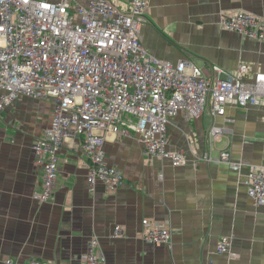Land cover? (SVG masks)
<instances>
[{
    "label": "crops",
    "instance_id": "obj_1",
    "mask_svg": "<svg viewBox=\"0 0 264 264\" xmlns=\"http://www.w3.org/2000/svg\"><path fill=\"white\" fill-rule=\"evenodd\" d=\"M112 1L127 8L131 0ZM241 10L264 18V0H150L140 40L154 56L191 61L210 78L217 76L213 65L235 74L247 64L248 79L264 72V42L220 24ZM55 104L21 94L0 112V264H84L92 237L100 240L107 264H264V206L252 201L245 182L249 167L264 166V100L246 107L229 101L216 119L210 105L200 118L171 117L168 149L187 155L176 167L148 156L136 132L108 133L106 160L125 177L112 192L102 182L90 190L83 138L68 139L59 153L55 198L40 203L34 194L42 190L44 169L33 147L51 126ZM214 122L226 131L211 143ZM223 150L242 168L219 161ZM206 153L212 160H203ZM145 218L171 227L172 243L144 241ZM116 225L123 232L114 237ZM223 236L230 238L228 253L217 250Z\"/></svg>",
    "mask_w": 264,
    "mask_h": 264
},
{
    "label": "built area",
    "instance_id": "obj_2",
    "mask_svg": "<svg viewBox=\"0 0 264 264\" xmlns=\"http://www.w3.org/2000/svg\"><path fill=\"white\" fill-rule=\"evenodd\" d=\"M149 3L131 0L122 8L112 0H89L87 6L70 0H0V112L21 94L56 101L52 124L33 147L36 163L44 169L42 190L34 194L38 202L55 198L59 153L68 139L83 138L90 190L102 182L112 192L124 185L125 177L106 160L108 133L134 131L148 156L176 167L186 163L187 155L168 149L171 117L185 113L200 118L210 105L216 119L226 114L229 101L246 107L264 100V72L246 79L247 64H240L235 74L213 65L217 76L210 78L191 61L173 64L154 56L140 40ZM220 24L264 42L262 16L241 10L224 15ZM225 131L214 122L210 142ZM203 160H212L211 154ZM219 161L235 170L242 168L231 162L227 150L220 152ZM245 182L252 201L264 206V166L249 167ZM122 232L116 225L113 236ZM141 235L150 244H171L173 230L145 218ZM229 248L230 238L223 236L218 253H228ZM82 260L107 264L97 237L90 239ZM6 263L47 264L39 259Z\"/></svg>",
    "mask_w": 264,
    "mask_h": 264
},
{
    "label": "rangeland",
    "instance_id": "obj_3",
    "mask_svg": "<svg viewBox=\"0 0 264 264\" xmlns=\"http://www.w3.org/2000/svg\"><path fill=\"white\" fill-rule=\"evenodd\" d=\"M86 6H87V4H86Z\"/></svg>",
    "mask_w": 264,
    "mask_h": 264
}]
</instances>
